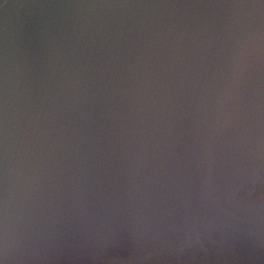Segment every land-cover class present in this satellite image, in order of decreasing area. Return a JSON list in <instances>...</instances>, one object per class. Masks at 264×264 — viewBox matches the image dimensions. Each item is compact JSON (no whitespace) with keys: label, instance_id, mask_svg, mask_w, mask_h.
Listing matches in <instances>:
<instances>
[{"label":"water","instance_id":"water-1","mask_svg":"<svg viewBox=\"0 0 264 264\" xmlns=\"http://www.w3.org/2000/svg\"><path fill=\"white\" fill-rule=\"evenodd\" d=\"M261 22L260 0H0V230L43 249L7 264H264V185L233 194L262 163L259 60L232 72ZM242 104L254 143L221 135Z\"/></svg>","mask_w":264,"mask_h":264},{"label":"snow or ice","instance_id":"snow-or-ice-1","mask_svg":"<svg viewBox=\"0 0 264 264\" xmlns=\"http://www.w3.org/2000/svg\"><path fill=\"white\" fill-rule=\"evenodd\" d=\"M260 3L264 5V0H260ZM245 39L247 41H254L255 38L252 35L250 30ZM259 60V74L261 77L262 84H264V35L261 36L259 41V50H250L249 57L247 62L242 61L239 56L235 57L234 67L232 72L234 75L240 78L248 79L255 76L256 73V62ZM244 104H250L248 98H245ZM261 104H262V115L260 122V131H259V151L261 155V166L259 171H253L250 174L246 175L233 189V194H238L241 192L242 188L250 184L253 186L264 185V88H262L261 95ZM250 108L246 111L243 104L241 108L232 115L231 123L222 126L221 135H235L239 132L241 125H244L248 131V136L251 143L255 141V132L254 127L250 123ZM219 188V184H218ZM253 189H249L247 195L251 196ZM2 236L3 230H0V264H5V257L2 252ZM234 238L236 240L242 239V233L237 231Z\"/></svg>","mask_w":264,"mask_h":264},{"label":"clouds","instance_id":"clouds-1","mask_svg":"<svg viewBox=\"0 0 264 264\" xmlns=\"http://www.w3.org/2000/svg\"><path fill=\"white\" fill-rule=\"evenodd\" d=\"M248 22L251 23L252 21L249 20ZM252 35L255 39L260 40L261 36L264 35V22L253 29ZM241 233L242 239L235 242L241 245L240 252L243 253L245 251L244 245L249 241L252 233L247 230H243ZM41 245L42 241L35 237L19 236L12 229L10 223H6L2 236V252L5 257V264L9 259L24 261L38 255L43 250Z\"/></svg>","mask_w":264,"mask_h":264}]
</instances>
